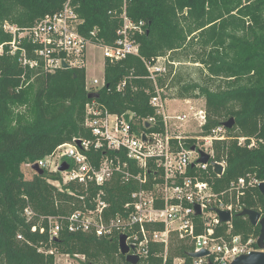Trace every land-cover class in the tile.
I'll return each instance as SVG.
<instances>
[{
  "label": "trees",
  "instance_id": "obj_1",
  "mask_svg": "<svg viewBox=\"0 0 264 264\" xmlns=\"http://www.w3.org/2000/svg\"><path fill=\"white\" fill-rule=\"evenodd\" d=\"M64 1L0 0V264H56L57 254L83 256V264H128L120 251L119 232L105 237L73 232L61 218L92 207L100 189L110 203L105 215L122 213L137 188L134 183L115 176L103 186H85L47 169L27 178L23 165L44 158L62 143L91 138L85 120L86 105L93 100L112 113L154 115L149 101L156 85L145 61L159 56H168L179 66L199 64L203 80H184L181 68L167 64V71L157 77V87L175 90L178 98H204L206 132L235 120L227 131L229 139L214 142L213 159L226 162L224 173L219 176L210 166L200 178L211 181L216 191L240 177L264 181V0H127L131 21L144 22L143 32L133 35L139 53L105 60V82L98 98L89 97L85 68L45 74L23 67L18 53L10 51L13 34L4 29L6 22L31 27L60 10ZM74 4L83 19L81 33L97 29L94 42L115 43L123 25V0ZM239 136L246 137L245 145L238 144ZM252 139L256 144L249 147ZM102 154L92 152L97 162ZM240 200L243 209L264 215V197L257 186L249 187ZM28 206L37 215L30 220L24 214ZM239 213L232 221L233 234L259 237L260 225ZM47 216L62 223L57 237L49 235L48 220L42 218ZM226 228L222 224L221 229ZM177 252L188 254L185 245Z\"/></svg>",
  "mask_w": 264,
  "mask_h": 264
},
{
  "label": "built area",
  "instance_id": "obj_2",
  "mask_svg": "<svg viewBox=\"0 0 264 264\" xmlns=\"http://www.w3.org/2000/svg\"><path fill=\"white\" fill-rule=\"evenodd\" d=\"M74 1L65 0L60 10L46 14L31 27L20 28L6 22L4 29L13 34L10 51L18 53L23 67L45 74L60 69L85 68L86 89L98 92L105 81L104 76L102 80L87 79L89 46L102 49L104 63L106 59L119 61L129 54L138 55L133 35L143 32L144 22L131 21L126 13L127 0H123V25L115 43L94 42L98 30L93 29L88 35L80 32L83 19ZM23 40L26 45L19 44ZM2 51L3 45L0 53ZM64 64L68 68H64ZM145 64L156 85L149 101L154 115L139 117L132 111L112 113L93 100L86 105L85 120L92 137L62 143L54 152L35 162L47 170L54 164V171L64 173L65 181L85 186H103L119 176L121 181L137 186L130 201L124 205L122 213L107 217L105 212L110 203L100 189L92 199V207L61 219L73 232L93 233L98 237L109 236L115 231L126 235L128 254L138 257L137 264H231L241 255L264 251L257 244L258 237L245 239L233 234L232 225L234 215L243 210L241 197L249 187H258L262 181L253 176L240 177L226 189L216 191L211 181L200 178L201 171L210 166L215 171L212 162L218 161L213 159L214 142L229 139L228 128L222 123L206 132L205 108L191 106L189 111H172L169 106L172 99L157 87V77L167 71V64L177 68L178 62L168 56H159ZM190 99L184 101L190 104ZM245 142L246 137H238L239 145ZM255 144L252 139L248 146ZM99 151L103 154L97 162L92 152ZM204 153L210 156L208 163L200 161ZM64 162L68 169L60 171ZM35 163L29 164L33 171ZM218 163L223 165L224 173L226 162ZM196 206L200 208L199 214ZM218 209L230 211L231 221L222 222ZM24 214L29 220L37 216L30 206ZM42 218L48 220L50 237H57L62 227L60 219ZM222 224H227V228L222 230ZM198 230L202 232L197 233ZM180 245L187 247V255L177 254ZM202 250L208 254L191 255Z\"/></svg>",
  "mask_w": 264,
  "mask_h": 264
},
{
  "label": "water",
  "instance_id": "obj_3",
  "mask_svg": "<svg viewBox=\"0 0 264 264\" xmlns=\"http://www.w3.org/2000/svg\"><path fill=\"white\" fill-rule=\"evenodd\" d=\"M64 68H68V65L64 64ZM89 97L90 98H98L99 94L97 92H91L89 94ZM234 123H235L234 118H230L227 121H225L223 124L228 129H231L234 126ZM147 127L149 128L150 125H147ZM200 161L203 163H208L210 161V156L208 154L204 153L203 157L200 159ZM212 164L214 165L215 172L217 174H223V165L221 163L213 161ZM32 168L36 172H39V173L44 172V169L40 168L39 165L36 163L33 164ZM67 169H68V164L66 162H64L59 168L60 171H65ZM258 188L264 197V181H262L259 184ZM196 209H197V213L199 214L200 213L199 206H196ZM217 212H218L222 222L231 221L232 216H231L230 211H223V210L218 209ZM239 215L247 217L253 225H260L261 231H260V235L257 239V244H258L259 248L264 249V215H262L260 212L254 210V209H248V208L243 209L239 213ZM119 247H120V251H121L122 255L125 257V259L128 263L137 264V262L139 260L138 257L128 254L129 247L126 244V235H124V234L120 235V237H119ZM207 254H208V251H206V250L191 253V255L194 257L205 256ZM211 264H213V263H211ZM231 264H264V251L263 250L252 251L249 254L241 255V256L237 257L235 259V261H233Z\"/></svg>",
  "mask_w": 264,
  "mask_h": 264
},
{
  "label": "rangeland",
  "instance_id": "obj_4",
  "mask_svg": "<svg viewBox=\"0 0 264 264\" xmlns=\"http://www.w3.org/2000/svg\"><path fill=\"white\" fill-rule=\"evenodd\" d=\"M179 62L177 66L179 69L181 68L184 80L190 79H197L203 80V75L200 72L199 64H193L191 62H184V65L179 66ZM104 76V57L103 51L99 47L95 45H90L88 49V68H87V79L92 80L94 77H97L99 80H102ZM218 82V81H217ZM165 93L168 95L169 99H176L170 100V108L172 111H189L191 106L197 108H205V99L204 98H197V99H190L191 102L188 104L185 102L184 98H178L175 95V90H166ZM169 93L171 95H169ZM173 96V98H171ZM194 128H198V125H195ZM60 162V160L58 161ZM55 165L52 164L51 171H54ZM23 171L27 178H31L33 175V170L31 169L30 165L24 164ZM64 175V173H62ZM83 256L71 257L65 254H57L56 255V264H83Z\"/></svg>",
  "mask_w": 264,
  "mask_h": 264
},
{
  "label": "crops",
  "instance_id": "obj_5",
  "mask_svg": "<svg viewBox=\"0 0 264 264\" xmlns=\"http://www.w3.org/2000/svg\"><path fill=\"white\" fill-rule=\"evenodd\" d=\"M172 100H176V99H172Z\"/></svg>",
  "mask_w": 264,
  "mask_h": 264
}]
</instances>
